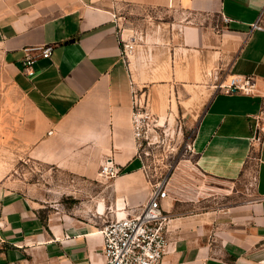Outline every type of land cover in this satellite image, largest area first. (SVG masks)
<instances>
[{
	"label": "crops",
	"instance_id": "crops-1",
	"mask_svg": "<svg viewBox=\"0 0 264 264\" xmlns=\"http://www.w3.org/2000/svg\"><path fill=\"white\" fill-rule=\"evenodd\" d=\"M128 13L137 26L154 16L161 26L124 27ZM258 21L263 29L252 28ZM124 42L134 43L128 56ZM41 46L52 47L50 58ZM27 53L33 76L21 67ZM0 57L24 100L21 146L72 177L69 203L22 180L0 189V264H105L101 229L138 213L150 194L131 119L141 89L158 118L176 114L174 105L197 116L196 168L231 184L194 202L162 201L170 218L162 264H261L264 0H0ZM234 76H252L256 92L218 89ZM109 156L121 169L113 179L99 175ZM249 173L254 193L232 186ZM218 193L226 203L202 205Z\"/></svg>",
	"mask_w": 264,
	"mask_h": 264
},
{
	"label": "rangeland",
	"instance_id": "rangeland-1",
	"mask_svg": "<svg viewBox=\"0 0 264 264\" xmlns=\"http://www.w3.org/2000/svg\"><path fill=\"white\" fill-rule=\"evenodd\" d=\"M137 19L136 16L128 13L122 26L154 30H158L157 27L161 26L158 24L161 22L158 16L152 17L144 26H137V23H142ZM158 35L156 37L160 39ZM12 85L0 57V189L17 190L18 182L22 180L26 183L40 184L41 187L51 190L50 192L59 195L64 202L69 203V199L62 194H66V188L72 181V177L49 165L36 162L20 144L17 135L24 115V100ZM137 93L142 98L145 96L143 99H147L145 89ZM174 108L176 114L171 115L169 112L166 117H156L157 126L154 132L140 147L143 162L148 167L152 180L155 182L166 180L168 195L176 200L186 199L191 202L193 198L205 195V192H224L231 184L225 186L220 181L203 176L196 168L193 151L188 148L198 123L197 116L178 114L179 111L177 112L175 105ZM245 176L239 183H234L232 186L242 187L252 194L255 189L253 176L251 173L248 177ZM218 194V197L210 202L205 201L202 205L226 203L228 199ZM194 208L191 205L185 210Z\"/></svg>",
	"mask_w": 264,
	"mask_h": 264
},
{
	"label": "built area",
	"instance_id": "built-area-1",
	"mask_svg": "<svg viewBox=\"0 0 264 264\" xmlns=\"http://www.w3.org/2000/svg\"><path fill=\"white\" fill-rule=\"evenodd\" d=\"M253 29H263L260 22L253 24ZM134 48L133 42H124L122 54L128 56ZM40 51L42 58H50L51 46L34 48ZM30 49H27L29 52ZM36 59L29 53L21 61V67L25 74L33 76V65ZM218 89L225 93L241 92L253 94L256 92L255 81L252 76H234L228 84L221 83ZM132 126L134 138L139 149V157L142 159L140 147L147 141L157 126V118L151 112L147 101L133 92ZM188 148L193 151L191 144ZM145 177L149 183L150 194L148 201L136 214L116 218L108 222L101 229L104 236L103 254L105 264H162L168 245L167 226L169 215L162 209V201L168 198L167 181H153L148 167L143 162ZM121 169L115 164L112 157H107L100 168L99 175L105 179L116 178ZM4 220L0 199V251L5 243L2 231ZM264 264V259L261 260Z\"/></svg>",
	"mask_w": 264,
	"mask_h": 264
}]
</instances>
